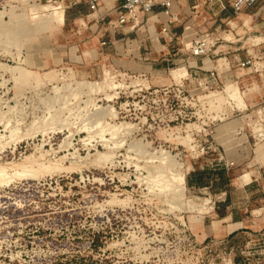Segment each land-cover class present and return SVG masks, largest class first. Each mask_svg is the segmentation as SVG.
Segmentation results:
<instances>
[{"label":"rangeland","instance_id":"obj_1","mask_svg":"<svg viewBox=\"0 0 264 264\" xmlns=\"http://www.w3.org/2000/svg\"><path fill=\"white\" fill-rule=\"evenodd\" d=\"M76 12L0 0V264H264V79L100 44Z\"/></svg>","mask_w":264,"mask_h":264},{"label":"crops","instance_id":"obj_2","mask_svg":"<svg viewBox=\"0 0 264 264\" xmlns=\"http://www.w3.org/2000/svg\"><path fill=\"white\" fill-rule=\"evenodd\" d=\"M58 1H66L69 6L72 0ZM122 1L105 0L95 12H90L87 0L72 6L77 9L76 19L83 20L82 22L87 20L85 25L100 44L113 42L114 45L118 43L125 45L132 41L140 50H148L147 55L150 52L159 53L169 48L173 49V54L187 50L189 56L183 60L191 65L200 64L199 67L206 73L216 70L223 83L232 81L253 85L260 82L258 75L262 80L264 79V60L252 59L256 54L259 57L264 56V5L245 7L236 12L230 6L226 9H221L218 5L209 7L202 3L203 0H171V12L177 19L169 26V31L164 32L162 27L169 17L162 11L163 6L160 4L155 6V13L144 19L136 28H132L129 24L118 28L109 25L108 20L116 19L117 8ZM198 1H201L200 6L194 8L193 5ZM227 24H230L231 28H242L247 37L244 39V34L237 36L239 33L231 30L234 36L225 37L224 34H229L224 28ZM257 29L263 32L256 38L252 33ZM203 31H212L219 35V38L213 43L207 55L195 56L191 52V45L196 36ZM247 59H250V62L242 64ZM245 73L249 75L244 76ZM249 98L253 105L259 106L264 101V81L259 90L254 89L250 92ZM252 124L250 123L252 137L263 141L264 144V133L261 134L264 127L261 128L259 123H256L253 128Z\"/></svg>","mask_w":264,"mask_h":264},{"label":"built area","instance_id":"obj_3","mask_svg":"<svg viewBox=\"0 0 264 264\" xmlns=\"http://www.w3.org/2000/svg\"><path fill=\"white\" fill-rule=\"evenodd\" d=\"M81 1L82 0H72L70 5H75ZM104 2L105 0H87V5L90 12H95L100 9L101 4ZM202 3L209 7L218 5L221 9H226L230 6L234 11L238 12L245 7L264 5V0H203ZM157 4L163 6L162 11L169 17L162 27L164 32H168L169 26L177 19V17L171 12V0H123L117 8L116 19L108 20V24L112 25L114 28H118L124 24H129L132 28H136L142 24L144 19H148L150 15L155 13V6ZM200 4L201 1H198L193 6L194 8H197ZM208 39L209 38L206 35H203L200 39L195 40L191 45L192 54L195 56L207 55L211 46ZM249 62L250 59H247L243 61L242 64ZM211 75H214L213 71H211ZM257 113V123H259L262 128L264 127V101L260 103Z\"/></svg>","mask_w":264,"mask_h":264},{"label":"bare ground","instance_id":"obj_4","mask_svg":"<svg viewBox=\"0 0 264 264\" xmlns=\"http://www.w3.org/2000/svg\"><path fill=\"white\" fill-rule=\"evenodd\" d=\"M62 7V6H61ZM55 15L57 16V18L59 19V20H63L64 19V10L63 9H61L59 6H56L55 7ZM231 88V85H230V87H229V89Z\"/></svg>","mask_w":264,"mask_h":264}]
</instances>
